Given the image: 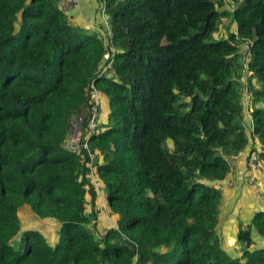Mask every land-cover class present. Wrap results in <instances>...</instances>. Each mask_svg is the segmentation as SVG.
<instances>
[{
	"label": "trees",
	"instance_id": "trees-1",
	"mask_svg": "<svg viewBox=\"0 0 264 264\" xmlns=\"http://www.w3.org/2000/svg\"><path fill=\"white\" fill-rule=\"evenodd\" d=\"M103 2L113 79L98 77L101 34L73 25L59 0H0V264H264V212L238 225L243 249L230 256L213 185L249 145L243 45L264 160V0ZM92 86L107 112L88 152L73 154L63 144ZM23 207L59 224L55 244L22 231Z\"/></svg>",
	"mask_w": 264,
	"mask_h": 264
},
{
	"label": "crops",
	"instance_id": "crops-1",
	"mask_svg": "<svg viewBox=\"0 0 264 264\" xmlns=\"http://www.w3.org/2000/svg\"><path fill=\"white\" fill-rule=\"evenodd\" d=\"M68 15L71 17V22L73 25L80 27L90 33H97L98 35L101 34L103 20L99 17V15H97L96 0H78V4L75 6V8L68 12ZM242 47L245 46L243 45L241 48ZM104 110L106 114V103ZM261 148V144L258 140L254 139L250 141L248 148L239 154L233 162L234 177H231L227 174L224 180L213 184L214 187H217L216 185H218L221 188L220 193H222L218 234L222 239V246L224 250L228 254L233 253L236 257H238L240 254L237 256L233 250L239 248L240 251L242 249V245H240V243L237 241L238 225L240 223L248 224L255 212H264V161L262 169L256 174V187H251L246 182L248 155L254 150L259 151ZM95 192L98 194L103 209L105 200L103 199L99 184L98 191ZM22 209L29 210L27 207H23L21 210ZM223 210L225 211L223 212ZM28 219L29 217L26 218V220ZM38 222H40V220H38ZM50 222L54 221L51 220ZM54 223L58 226L59 230V224L56 222ZM39 228L40 227L38 226L37 228L33 229H36L43 234ZM43 236L45 237L44 234ZM228 237L231 238L234 245L231 250L228 249L226 241L228 240ZM255 241L258 247H264V239L257 237ZM54 242L55 240L52 241V244Z\"/></svg>",
	"mask_w": 264,
	"mask_h": 264
},
{
	"label": "built area",
	"instance_id": "built-area-1",
	"mask_svg": "<svg viewBox=\"0 0 264 264\" xmlns=\"http://www.w3.org/2000/svg\"><path fill=\"white\" fill-rule=\"evenodd\" d=\"M96 1H97V15H99V17L103 20V24L101 27L102 29L101 37L103 40V44L105 45L106 48L110 49L106 53L104 64L98 67V77H107L109 79H113L115 78V72L112 69V56L115 53V50L111 47L112 34L110 30L108 16L106 14L105 4L103 0H96ZM77 4H78V0H59L60 9L65 13H68L70 10L75 8ZM245 45L249 46V43H245ZM247 61H248V55H246V63ZM246 69H247V64H246ZM241 88H242L241 100H242V114H243L242 125L244 128V132L250 142L254 139L258 140L257 138L252 137L254 131V125L252 119V113L254 107L252 104L251 92L248 91V89L245 87V84H242ZM89 93H90L89 111L88 112L86 111L83 116L80 115L77 118L76 123L78 126V130H74L72 134L69 132V135L63 144L64 148L73 154H79L82 151L88 152V144H87L88 138L90 137V134L96 133L99 129L100 117H101V102L99 99V94L94 89L93 86L90 89ZM80 125L82 126V129L79 128ZM260 151L261 149L259 151L254 150L250 152V154L248 155L246 182L251 187H256V174L263 167L264 160L259 157ZM88 155L90 158L87 164V168L89 169L90 172L89 181L91 185L94 187V191H98V184L95 180V176L93 173V162L95 158L90 154ZM236 157L228 159V167H229L228 175L231 177H234L233 162ZM216 186L219 190L221 189L218 185Z\"/></svg>",
	"mask_w": 264,
	"mask_h": 264
},
{
	"label": "rangeland",
	"instance_id": "rangeland-1",
	"mask_svg": "<svg viewBox=\"0 0 264 264\" xmlns=\"http://www.w3.org/2000/svg\"><path fill=\"white\" fill-rule=\"evenodd\" d=\"M228 22H229V18L228 17L224 18L222 20V23L220 24V27H218L219 30L214 35L215 39L225 38L226 37L227 31L225 30V27L227 26V29H230V24H228ZM239 54H240L241 59L239 60L240 68L238 70L239 71L238 73H239V75H241V78H242L241 82H243V84H245V87L248 89V91H251L250 90V86H249L248 81H247L248 74L246 72V47L240 48ZM102 64H104V62ZM99 99H100V102H101V116L103 118L105 116V110H104V108H105V103L104 102L105 101L103 100V98H101V96H99ZM81 115L83 116L84 113L81 114ZM77 118L78 117H75L70 123V131L69 132L71 134L74 132V130H78V126H77V123H76ZM79 128L82 129V126L80 125ZM100 190L102 192L103 199L106 201L107 194H106L105 190L101 189V187H100ZM220 204H221V202H220ZM104 206H103V209H104ZM224 211L225 210H223V212ZM225 216H226V213H225ZM27 217H29L28 220H26ZM105 217L106 218H104V216H102V217L100 216L99 217L100 219L98 221V224H100L101 228H103V229H104V225H106V224H108L110 226V223L108 222L109 221L108 215L105 216ZM20 218H21V223H22V231L33 229V228H37L39 226L40 227L39 230H41L43 232V234L45 235V238H46V240L48 241L49 244L53 245V244H55L57 242L58 226L54 222H50V221H45V222L40 221V222H38V220L32 215V213H30L29 210H24V209H22L20 211ZM20 237H21V234L19 235L18 238L15 239V242L13 244V248L15 250V253H19V251H20V247H19L20 246V243H19L20 242ZM53 240H55V242L52 244ZM226 241H227L228 249L231 250L234 247L233 241L231 240L230 237H228V240H226ZM242 249L239 251V248H236L235 250H233V252H235L236 255L238 256L242 252ZM229 255L232 256V257H236L233 253H231Z\"/></svg>",
	"mask_w": 264,
	"mask_h": 264
}]
</instances>
